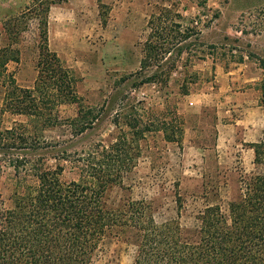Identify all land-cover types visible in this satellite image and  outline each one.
Segmentation results:
<instances>
[{
    "label": "rangeland",
    "instance_id": "rangeland-1",
    "mask_svg": "<svg viewBox=\"0 0 264 264\" xmlns=\"http://www.w3.org/2000/svg\"><path fill=\"white\" fill-rule=\"evenodd\" d=\"M169 1L173 2L172 11L156 8L150 14L153 12L159 30L168 36L165 48H171V59L163 63L159 60L161 64L150 61L147 68L139 70L151 33L147 19L140 28L138 43L134 48L127 46L125 58L119 57V45L108 42L103 35L98 39L85 38L71 70L75 79L73 97H66L67 102L62 104L56 98L61 125L49 129L45 136L53 150H65L75 156L101 142L108 146L121 129L141 133L133 139L134 144L128 145L137 158L134 171L126 178L130 193L115 189L110 193L112 200H154L155 219L163 223L177 219L178 193L185 207L178 220L183 226L192 227L207 201H215L217 196L226 205L240 195L244 181L256 172L255 153L250 146L262 138L264 117L261 122L254 114L247 115L243 110L247 106L243 108L241 102L245 98L251 106L259 105L261 97L264 0ZM34 3L35 0H0V33L10 18L22 30L17 46L21 62L12 65L11 71L15 70L18 83L24 87L33 85L38 75L41 30L35 18L37 11L32 9L37 4ZM182 4L189 8V15L178 12ZM186 36H190L188 41L179 46ZM157 51L158 48L152 56H157ZM157 70L162 73L159 82L147 83ZM171 70L172 77L167 82L164 74ZM73 98H77V104ZM2 99L0 93V133L29 124L28 118L5 113ZM79 110L87 119L97 116L82 136L74 135L77 127L74 131L69 126L71 119L79 117ZM245 114L244 123L235 126V121ZM170 124L183 128L180 142L167 141L165 130L170 129ZM6 159L0 154V204L9 207L12 170L7 168ZM55 164L56 160L50 162ZM66 166L62 180L78 179ZM136 252L133 245L106 240L94 264H134Z\"/></svg>",
    "mask_w": 264,
    "mask_h": 264
},
{
    "label": "trees",
    "instance_id": "trees-1",
    "mask_svg": "<svg viewBox=\"0 0 264 264\" xmlns=\"http://www.w3.org/2000/svg\"><path fill=\"white\" fill-rule=\"evenodd\" d=\"M63 1L35 0L32 8L37 11L41 30L39 77L34 89H20L13 78L4 76V66L19 60L22 30L10 18L2 31L5 47L0 57V82L8 85L4 112L26 116L29 124L0 133V154L7 157V168L12 170L10 206L0 204V264H94L106 240L135 246L134 264H264V131L260 141L250 146L256 172L244 181L240 195L226 205L214 196L215 201H207L198 211L192 227L178 220L185 209L178 193L177 219L163 223L155 219L154 200H112L110 193L115 189L130 193L126 178L134 171L137 158L128 145L141 133L121 129L108 146L101 142L75 156L49 146L45 132L61 125L56 100L60 98L62 104L66 97H73L75 81L48 48L49 12L51 6ZM154 37L145 45L141 69L153 60L163 63V54L172 52L165 48L167 40L161 43ZM156 48L157 56H152ZM171 72L164 74L167 82ZM161 74L160 70L152 73L147 83H158ZM259 86L264 112V78ZM76 99L72 100L78 103ZM80 111L69 124L74 131L77 127L76 136L85 134L97 119H87ZM115 124L120 128L118 121ZM169 126L167 141L180 142L183 128ZM53 160L57 164L50 165ZM63 163L78 179L62 180L67 167Z\"/></svg>",
    "mask_w": 264,
    "mask_h": 264
},
{
    "label": "crops",
    "instance_id": "crops-1",
    "mask_svg": "<svg viewBox=\"0 0 264 264\" xmlns=\"http://www.w3.org/2000/svg\"><path fill=\"white\" fill-rule=\"evenodd\" d=\"M172 6L173 2L169 0H64L62 3L51 6L48 18V48L50 52L54 53L61 60L63 66L70 71L76 66V64L74 66L73 63H77V61H75V56L81 50L79 45L83 43L84 39H87V37H95V39H98L103 35L108 42L114 41L119 45L118 48L121 50L119 52V57H128L127 53L129 51L127 46L130 44L132 45L131 47L134 48L135 44L138 43L141 34L140 28L143 27L146 19V26H149L151 30L146 43L153 34L155 36L154 41L161 40L162 43L165 42L163 39L168 40V36L159 30L160 25L156 24L155 18H153L152 15L153 12L150 14V10L159 8L161 12L172 11ZM178 12H183L185 16L190 13L189 8L184 7L183 4L180 5ZM193 23L198 25V22L195 20ZM95 27L97 28L96 30ZM108 28H111V30ZM185 41H188V39H184V41L181 40L179 46L183 45ZM4 45V37L3 34L0 33V57L5 47ZM18 50L20 52L19 60L9 61L4 66V76L7 79L13 78L16 82V86L20 89H34L39 77L38 62V75L31 86H21L16 78L15 70L11 71L12 65H20L21 50ZM144 53L146 54L145 49ZM172 54V52L163 54L164 60H169ZM141 68L142 67H140L139 70H141ZM135 73H137V71ZM228 74H231L230 71ZM7 91L8 85L1 81L0 93L3 96L2 108L5 107V96ZM244 105L247 106V109H243L248 113L247 115L254 114L256 117H259V120L262 122L264 112L260 105V99L259 105L251 106V102L244 98L243 102H241V106L244 108ZM236 107L238 106H234V108ZM6 113L15 117L27 118L23 115H15L10 112ZM247 115L245 114L243 118L237 119L234 123L236 124L235 126L238 127L240 124L244 123Z\"/></svg>",
    "mask_w": 264,
    "mask_h": 264
}]
</instances>
